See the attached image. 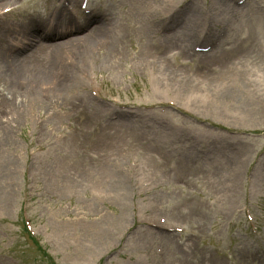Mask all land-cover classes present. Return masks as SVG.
<instances>
[{
  "label": "rangeland",
  "instance_id": "obj_1",
  "mask_svg": "<svg viewBox=\"0 0 264 264\" xmlns=\"http://www.w3.org/2000/svg\"><path fill=\"white\" fill-rule=\"evenodd\" d=\"M237 1L0 0V264H47L29 233L56 264H264V0ZM53 20L113 27L75 88L22 62Z\"/></svg>",
  "mask_w": 264,
  "mask_h": 264
},
{
  "label": "bare ground",
  "instance_id": "obj_2",
  "mask_svg": "<svg viewBox=\"0 0 264 264\" xmlns=\"http://www.w3.org/2000/svg\"><path fill=\"white\" fill-rule=\"evenodd\" d=\"M60 11L61 9H57L56 15L58 14L57 12ZM31 25L34 27L32 23ZM88 25L89 21L85 20L82 24L73 27L72 30L75 32L82 31L84 28L86 29ZM49 29L59 31L62 36L63 33H66L68 30V27L63 26V24L57 20H53L45 25L36 24L34 30L42 31L36 37V44L33 45L29 53L22 59V62L27 66L28 71H31L34 69L36 62L39 63V60L45 61V64L42 65L44 68H40L36 74L41 77V81H44L42 84H49L50 88L61 90L57 85L60 84L58 79L62 77L65 78L66 76L69 82H74L70 85L75 88L80 78L85 76L86 69L96 58V55L107 58V56L109 57L117 51V41L113 27L108 24L102 23L95 26V28L93 27L92 29L87 30V34L83 35L85 38L72 36L69 40L66 37L64 40L57 42H54L55 36L48 32ZM28 37H31L29 41L34 39L32 36ZM23 41L25 40L23 39ZM23 41L14 42V44L16 46H22L25 44L22 43ZM68 41L70 42L66 43ZM39 43H46V45L44 47H39ZM50 49L54 51L52 52ZM100 50L103 52L101 53ZM13 76L16 75L12 74V78ZM18 85L21 86V84ZM22 89H25V96L24 98H21V101L28 103L32 102L33 94L39 89V87L36 85L34 86L29 82L28 85L24 84ZM1 99L2 103L0 106L3 109L2 114L5 115L11 112V108L14 105L18 104L15 96L10 97L9 99L1 97ZM102 170L103 172H109L110 169L103 168Z\"/></svg>",
  "mask_w": 264,
  "mask_h": 264
}]
</instances>
